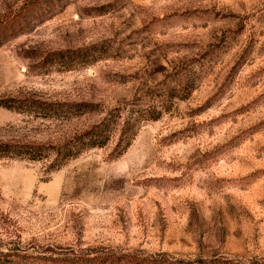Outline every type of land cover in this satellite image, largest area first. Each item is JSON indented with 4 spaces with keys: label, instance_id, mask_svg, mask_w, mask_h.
I'll return each instance as SVG.
<instances>
[{
    "label": "rangeland",
    "instance_id": "1",
    "mask_svg": "<svg viewBox=\"0 0 264 264\" xmlns=\"http://www.w3.org/2000/svg\"><path fill=\"white\" fill-rule=\"evenodd\" d=\"M26 1L0 0V16ZM32 11L0 43V141L60 143L136 97L160 116L56 170L0 158L2 249L264 264V0Z\"/></svg>",
    "mask_w": 264,
    "mask_h": 264
},
{
    "label": "trees",
    "instance_id": "2",
    "mask_svg": "<svg viewBox=\"0 0 264 264\" xmlns=\"http://www.w3.org/2000/svg\"><path fill=\"white\" fill-rule=\"evenodd\" d=\"M36 1L27 0L11 12L0 16V43L7 36L15 34L21 27L26 26L25 20L33 14L32 10ZM43 105L44 108L52 110L58 108V106L54 107L50 104L41 106ZM89 106L88 103L77 104L72 105L71 108L77 110L79 107H86L87 109ZM159 116L160 113L151 108L148 100L136 97L109 110L102 119L60 143L0 141V158L8 157L27 161L46 159L48 167L56 170L88 149L103 147L114 135H117L114 152L122 151L128 145L134 129L140 122L154 120ZM0 219L7 222L2 213H0ZM11 242L10 240L9 243ZM5 244L0 242V264H175L164 258H147L134 254V252L115 254L116 252L106 249L87 248L83 251H76L71 248L55 249L50 247L41 250L28 247L20 251H11L2 249ZM30 248L32 250H29Z\"/></svg>",
    "mask_w": 264,
    "mask_h": 264
}]
</instances>
